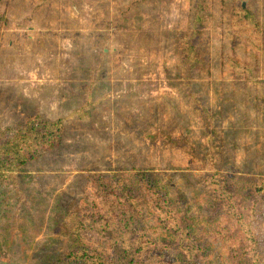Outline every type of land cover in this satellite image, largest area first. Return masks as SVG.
<instances>
[{"label":"rangeland","instance_id":"rangeland-1","mask_svg":"<svg viewBox=\"0 0 264 264\" xmlns=\"http://www.w3.org/2000/svg\"><path fill=\"white\" fill-rule=\"evenodd\" d=\"M196 1H0V130L28 114L16 113L10 97L62 125L54 149L12 175L0 174V264H46L45 255L33 253L45 243L52 256L65 251L67 238L56 226L70 212L86 216L93 201L120 194L149 202L134 173L162 174L159 189L183 193L181 202L213 201L205 186L214 171L209 140L219 145L211 156L229 184L259 183L264 62L245 49L238 13L242 6L264 27V0H204L197 41L205 64L189 73L178 39ZM227 58L248 62L254 83L234 75ZM95 175L106 180L104 188ZM254 200L264 264V199ZM225 242L216 240L210 264H227Z\"/></svg>","mask_w":264,"mask_h":264},{"label":"trees","instance_id":"trees-1","mask_svg":"<svg viewBox=\"0 0 264 264\" xmlns=\"http://www.w3.org/2000/svg\"><path fill=\"white\" fill-rule=\"evenodd\" d=\"M203 2L196 1L190 27L178 39V54L189 73L202 69L205 64L204 53L197 41ZM239 10L238 21L247 35L245 49L264 62V27L253 13L242 6ZM99 36L103 41L105 32ZM226 64L234 75L254 83L255 73L248 62L227 58ZM75 87L74 84L72 89ZM15 98L19 97L15 95ZM9 99L16 113L28 114L15 127L0 130V174L8 176L15 169L39 159L43 152L54 149L62 136V125L58 120L33 114L30 108L13 104L11 97ZM178 141L185 145L182 140ZM209 141L207 157L214 171L205 186L213 201H207L205 196L204 201L196 198L181 202V198L187 199L183 193L176 197L163 192V187L159 189L158 176L162 174L151 170L134 173L136 181H143L147 186L149 202L133 195L129 201L120 194L93 201L86 216L70 212L65 221L56 226L60 235L67 238L65 251L59 250L52 256L47 252L50 245L45 243L33 254L45 255L46 264H210L216 240L222 237L226 240V251H229L225 254L227 264H260L254 229L257 201L254 199L258 196L264 199V176L259 183L248 187H244L242 179H239V185L229 184L218 168V159L211 156L219 145ZM190 150L188 144L187 152L194 158ZM93 181L103 188L107 183L98 175ZM245 200H250V204L244 203ZM31 205L35 206L36 202L31 201L28 205L33 209Z\"/></svg>","mask_w":264,"mask_h":264}]
</instances>
